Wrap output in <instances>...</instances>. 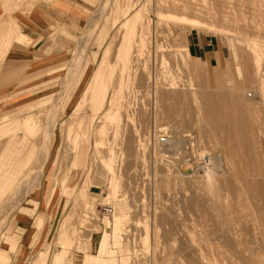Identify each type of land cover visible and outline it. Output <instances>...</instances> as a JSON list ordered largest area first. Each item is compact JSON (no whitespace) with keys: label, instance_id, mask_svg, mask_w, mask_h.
I'll list each match as a JSON object with an SVG mask.
<instances>
[{"label":"rangeland","instance_id":"rangeland-1","mask_svg":"<svg viewBox=\"0 0 264 264\" xmlns=\"http://www.w3.org/2000/svg\"><path fill=\"white\" fill-rule=\"evenodd\" d=\"M171 1L68 0L65 2L83 12L80 26L52 22L36 41L25 26L27 16L42 4L50 11L56 0H0V150L5 151L0 152V256L7 257L0 264H52L64 250L69 262L82 264L87 252L96 254L105 231L113 234L114 219L122 214L126 223L121 244L116 247L109 236L117 264H244L249 256L254 264H264V229L248 214L250 205L246 203L247 218L244 212L235 213L243 210L237 204L242 201H237L240 208H233L229 217L219 205L226 204L228 195L221 182L256 164L257 150L264 153V79L252 83L243 74L248 67L247 40L264 44V32L252 30L256 22L258 27L264 24V0H256L258 4L250 0L253 6L249 0H227L229 8L232 6L226 10L227 19L208 20L206 29L188 32L186 20L173 18ZM259 3L263 10L257 11L258 17L253 9H260ZM138 11L152 24L144 47L133 46L141 51L140 67L133 72L122 69L118 55L126 38L136 40L135 29L123 25ZM239 17L242 22L237 21ZM224 21L233 22L236 28ZM219 27L230 28L229 33H222ZM17 31L31 40L17 38ZM197 34L218 39L221 59L206 63L187 52V39ZM16 45L32 51L31 59L7 62ZM101 66L100 87L95 90ZM111 73L120 75L124 95L131 92L126 87L130 82L134 92L129 93L134 96L131 108L114 118ZM141 75L150 80L141 81L140 86L134 82ZM216 82L228 91L234 86L237 95L258 114V124L263 125L260 130V124L254 125L255 136L248 133L244 138L235 133L236 143L234 139L227 143V134L199 113L202 99L216 89ZM177 94L181 95L179 101ZM27 119H32L35 128L31 130V126L25 133L22 126ZM100 129L105 131L103 135ZM154 129L167 134L166 145L160 132L153 134ZM100 138L103 144H98ZM174 144L180 146L176 149ZM209 154L217 165L214 179L207 177L212 169L208 172L200 167L206 166ZM184 156L191 162L197 160V167L183 170ZM116 181L117 192L112 195ZM204 182L206 186L210 183L213 192ZM27 208L30 211L25 214ZM238 215L244 219H237ZM250 217L258 223L251 221L252 225ZM253 226L263 232L259 229L256 234ZM8 248L14 252H6Z\"/></svg>","mask_w":264,"mask_h":264},{"label":"bare ground","instance_id":"bare-ground-1","mask_svg":"<svg viewBox=\"0 0 264 264\" xmlns=\"http://www.w3.org/2000/svg\"><path fill=\"white\" fill-rule=\"evenodd\" d=\"M179 1V0H178ZM230 1V0H229ZM248 1V0H247ZM256 1V0H255ZM249 2V4H250V0L248 1ZM258 1H256V3H257ZM182 3V4H181ZM181 3H177V1L175 0H172L171 1V4H172V6H173V10L171 11L172 12V14H176V15H173V18H177L178 16H181V19H183V20H186L187 21V23H188V27L186 26V31L188 32L190 29H199V30H201V29H206L205 27L209 24L208 23V20H210V21H213V20H217V19H223V20H225V19H227V17H228V14H227V12H226V10L229 8V2L227 1V0H190V1H188V2H181ZM231 3V2H230ZM233 3V2H232ZM231 3V4H232ZM241 3H243L242 5H244L245 3L244 2H241ZM241 3H240V5H241ZM254 3V2H253ZM258 4V3H257ZM260 4H262V3H259V5H258V8H260V9H253L254 11H255V13H257V11L259 10H263V9H261V7H260ZM234 5V4H233ZM252 5V3L250 4V6ZM255 5V4H254ZM253 6V5H252ZM257 5H255V7H256ZM232 7V6H231ZM230 7V8H231ZM235 7H237V6H235ZM234 7V8H235ZM240 7V6H239ZM236 8V9H238V11H240V8ZM245 7V6H244ZM229 8V9H230ZM253 8V7H252ZM257 8V7H256ZM176 9V11L177 10H181V13H178V12H175L174 10ZM228 9V10H229ZM244 9V8H243ZM227 10V11H228ZM233 12H234V10H232ZM238 11H237V13H238ZM249 11V10H248ZM259 11H258V13H259ZM236 12V11H235ZM243 12V11H242ZM236 13V14H237ZM254 13V12H253ZM254 13V14H255ZM257 13V16L259 17V15L260 14H258ZM264 13V12H263ZM262 13V14H263ZM253 14V15H254ZM244 15H245V13H244ZM243 15V16H244ZM230 16H233L232 14H230ZM235 16V15H234ZM233 16V17H234ZM237 16V15H236ZM239 16H240V14H239ZM255 16V15H254ZM254 16H252V17H254ZM257 16H255V17H257ZM261 16V15H260ZM125 17V16H124ZM232 17V18H233ZM255 17H254V19H255ZM6 18V17H5ZM149 17H146L143 13H141L140 11H138V12H136L134 15H132V17H131V19H129V21H127L124 25H123V27L124 26H126V25H130L132 28H133V31H134V29H135V31H136V35L135 36H137L136 37V40H134L133 38L131 39V38H126L125 40H124V42H123V50H121L120 51V54L118 55L119 56V60H120V63H121V67H122V69L123 70H128V69H138L139 67H140V63L138 62V60H140L139 59V57H140V54H139V49H134L133 50V46H134V44L136 45V46H143L144 44H145V35H147V34H150V29H151V19L149 20L148 19ZM230 18V17H229ZM228 18V20H230ZM237 18H238V16H237ZM262 18V17H261ZM8 19V18H7ZM233 19H235V18H233ZM243 19H245V18H243ZM253 19V18H252ZM264 19V18H263ZM3 20V19H2ZM9 20V19H8ZM240 21V22H242V17H241V20H240V17H239V19H237V21ZM261 20V19H260ZM232 21V20H231ZM231 21H228L229 23L231 22ZM236 21V22H237ZM245 22L246 21H248V20H244ZM7 22V21H6ZM227 22V21H226ZM226 22L224 21V23L226 24ZM227 22V23H228ZM254 22H255V20H254ZM222 23H223V21H222ZM232 24H228L229 26L231 25V27H232V25L234 26L235 24H233V22H231ZM262 23V22H261ZM5 24V23H4ZM176 24V23H175ZM213 25H214V23H212ZM241 24V23H240ZM239 24V25H240ZM245 24V23H244ZM256 24H258L257 22H256ZM255 24V25H256ZM216 25V24H215ZM214 25V26H215ZM248 25V24H247ZM250 25H252V24H250ZM254 24H253V26H252V30L254 31V32H256V33H261V32H264V24L262 25V27H258V26H255ZM208 26H210V24L208 25ZM214 26H212L213 28H214ZM217 26V25H216ZM215 26V27H216ZM237 26H238V23H237ZM242 26H244V25H242L241 24V27ZM246 26V25H245ZM244 26V27H245ZM221 27H223V26H221ZM235 27V26H234ZM247 27V26H246ZM131 28V29H132ZM229 28V27H228ZM236 28V27H235ZM203 29V30H204ZM209 29V28H208ZM218 29H220V27L218 28ZM234 29V28H233ZM248 29V28H247ZM127 30V29H126ZM229 30H230V28L227 30V29H220V31L222 32V33H229ZM131 31V30H130ZM185 31V32H186ZM202 31V30H201ZM213 31H215V30H213ZM232 31V30H231ZM17 32H19V31H17ZM138 32V33H137ZM240 32V31H239ZM231 33V32H230ZM235 33V32H234ZM262 34V33H261ZM249 35V34H248ZM135 36H133V37H135ZM152 36V35H151ZM20 37H22V38H24V39H26V40H30V38H28L26 35H24V34H21V33H19L18 34V36H17V38H20ZM130 37H132L131 35H130ZM250 37V36H249ZM261 38V37H260ZM21 39V38H20ZM186 40V39H185ZM244 40V39H243ZM246 41V40H245ZM248 41V46L246 47V50H245V57L247 58V65H246V67H247V69L245 70V72L243 73L244 74V76H245V78L247 79V81L249 82V80L252 82V81H255V82H261V79H264L263 78V72H264V44H262L260 41H257V40H254V39H250V40H247ZM264 41V40H263ZM17 42V41H16ZM185 42V41H184ZM137 43H139V45L137 44ZM147 43V42H146ZM236 43V42H235ZM240 46V45H239ZM144 47V46H143ZM142 47V48H143ZM242 47H244V46H242ZM141 49V48H140ZM141 52V51H140ZM245 58V59H246ZM241 59H243V58H241ZM76 60V59H75ZM246 62V61H245ZM164 64V63H163ZM116 66V65H115ZM103 67L104 66H101V68L99 69V72H98V74H97V84L95 85V90H97L98 89V87H100V84H99V79H100V76H101V72H102V69H103ZM119 68V67H118ZM238 68V67H237ZM236 68V69H237ZM120 70V69H119ZM121 71V70H120ZM129 71V70H128ZM136 71V70H135ZM138 71V70H137ZM133 72H134V70H133ZM121 73V72H120ZM242 74V75H243ZM129 75V74H128ZM140 75V74H139ZM152 75V74H151ZM119 76L120 75H118V77H117V75L115 76L114 75V73H111V75H110V81L112 80L113 81V83L112 82H110V83H112V85H113V87H112V89H113V96H112V100H111V103H112V105L111 106H115V108H116V111H117V113L115 114V115H113V117H111V118H114L117 114L118 115H121V111H128L130 108H131V106L133 105V103H132V101H131V98L133 97L134 98V96L133 95H131V94H129V93H134L133 92V89H130V87L132 86H130V84L132 83V82H130V84L128 83V86H126V87H129V90H131V92H129L127 95H124V93H123V87H122V84L121 83H118L119 82ZM136 76V75H135ZM146 76V75H145ZM130 77V76H129ZM128 77V78H129ZM130 79H131V77H130ZM129 79V80H130ZM132 80H134V78L132 79ZM144 80H146V81H149L150 80V77L149 76H147V78H145L143 75H141V78L139 79V80H137V82H134L135 84H137V85H140L141 86V84H142V82L141 81H144ZM234 82V81H233ZM254 82V83H255ZM109 83V84H110ZM124 83V82H123ZM133 83V84H134ZM217 83V82H216ZM227 84H228V82H226ZM253 83V82H252ZM218 84V83H217ZM226 84V85H227ZM259 84V83H258ZM174 85V84H173ZM230 85V87H232V85L231 84H229ZM253 85V84H252ZM261 85V84H260ZM176 86V85H175ZM174 86V87H175ZM177 86H178V84H177ZM187 86V85H186ZM238 86H240V85H238ZM90 87H91V85H90ZM107 87H108V85H107ZM136 87H138V86H136L135 85V88ZM173 87V86H172ZM254 87V86H253ZM108 88H111V86L110 87H108ZM133 88V87H132ZM228 88V87H227ZM240 88V87H239ZM126 89L127 88H125V90L124 91H126ZM172 89V88H171ZM204 89V88H203ZM226 88H224V89H222L221 88V86H220V83L218 84V85H216V89L215 90H213L212 91V93H210V94H208V95H206L205 97H204V93H203V97H204V99H202V103H201V107L199 106V108H200V110H199V113H202L203 114V116H204V118L210 123V125H213V127L215 128V129H217V130H219V132H223V134H227V135H225L226 137H227V139L226 140H228L227 141V143H230V141L232 142V139H234V141H235V143H236V140H235V138L237 137V136H235V138H233V135H244V138H245V136H247L248 135V133H250V134H252V136H253V134H254V136H255V134L256 133H254V131H256L255 130V124L257 123L258 124V120H259V118H258V114L256 113V115H255V113H253L252 111L253 110H251L250 108H249V106H247V102H245V101H243L240 97H239V95H241V94H239V95H237V92L235 91V87L233 86L229 91L228 90H225ZM238 88L236 87V90H237ZM109 90V89H108ZM128 90V91H129ZM198 90V89H197ZM135 91V90H134ZM199 91V90H198ZM202 91V90H201ZM208 91V90H207ZM239 91V90H238ZM173 92V91H172ZM188 92V91H187ZM204 92H205V90H204ZM208 92H210V90L208 91ZM262 92L264 93V90H262ZM239 93V92H238ZM136 94V93H135ZM134 94V95H135ZM156 94H158V93H156ZM160 94V93H159ZM166 94V93H165ZM200 94H202V93H200ZM191 95V94H190ZM137 96V95H136ZM157 96V95H156ZM164 95H163V92H162V94H160V97H163ZM184 96V95H183ZM202 96V95H201ZM179 97L181 98V95H179V94H177V96H176V99H178V101H179ZM195 97V96H194ZM132 98V99H133ZM159 98V97H158ZM263 99H264V97H263ZM245 100V99H244ZM261 100V99H260ZM259 100V101H260ZM197 103V102H196ZM249 104V103H248ZM251 104V103H250ZM249 104V105H250ZM251 107H252V105H251ZM124 109V110H123ZM253 109V108H252ZM197 110V109H196ZM205 110V111H204ZM198 111H196V113H197ZM255 112V111H254ZM124 113V112H123ZM198 115V114H197ZM200 115V114H199ZM198 115V116H199ZM127 116V115H126ZM129 116V115H128ZM201 116V115H200ZM200 116H199V118H200ZM32 120V119H31ZM31 120H29V119H27V120H25L24 122H23V126H22V128L24 129V132L26 133V130L27 129H29V131H30V128H31V126H34V125H32V121ZM256 120V121H255ZM34 121V120H33ZM199 121V120H198ZM261 121V120H260ZM200 122H202V121H200ZM206 122V121H205ZM262 122H264V121H262ZM262 122H261V124H260V122H259V129L258 130H260V127H261V125H263L262 124ZM34 124V123H33ZM209 125V126H210ZM208 126V125H207ZM211 128H212V126H210ZM258 127V126H257ZM35 128V126L33 127V128H31V130L32 129H34ZM263 129V128H262ZM257 130V133L259 132V134L263 131H258ZM23 131V130H22ZM28 132V131H27ZM31 133V132H30ZM99 133L100 134H102L103 135V133H105V131L102 129H100L99 130ZM164 134H165V136L167 135L165 132H163ZM236 133V134H235ZM153 134H156V133H153ZM222 134V135H223ZM263 134V133H262ZM262 134H260V135H262ZM186 136V135H185ZM187 136L189 137L190 135L189 134H187ZM225 136L223 135L222 136V139H223V137H224V139H225ZM250 137V138H252L253 139V137ZM248 137V138H249ZM258 137H261V136H259L258 135ZM239 138V137H238ZM242 139H243V137H242ZM255 139V138H254ZM154 140H156V135H154ZM240 140V139H239ZM238 140V141H239ZM244 140H246V142H247V138L246 139H244ZM257 140V139H256ZM255 140V141H256ZM233 141V142H234ZM251 141H253V140H251ZM250 141V142H251ZM255 141H253V143H255ZM181 142V141H180ZM184 142V141H183ZM182 142V143H183ZM191 142V141H190ZM248 142H249V140H248ZM247 142V143H248ZM104 143V140L103 139H101L100 138V140H99V142H98V144H103ZM226 143V142H225ZM243 143V142H242ZM245 143V142H244ZM247 143H245V144H247ZM4 144V143H3ZM97 144V143H96ZM250 144H252V142L250 143ZM249 144V145H250ZM2 145V144H1ZM0 145V146H1ZM5 145V144H4ZM175 145V144H174ZM228 145V144H227ZM230 145V144H229ZM180 145H178L177 144V146L175 145L174 147H176V149H177V147H179ZM231 146H232V144H231ZM251 146V145H250ZM250 146H248V147H250ZM253 146H254V144H253ZM256 146V145H255ZM6 147V146H5ZM172 147V146H171ZM234 147V146H233ZM242 147V146H241ZM261 147V146H260ZM1 148V147H0ZM246 148V147H245ZM97 149V148H96ZM251 149L253 150V147L251 146ZM6 150V149H5ZM233 150V148L231 149V151ZM249 150V149H248ZM260 150L261 149H259V150H257L256 151V154H255V152H254V154H255V161H256V164H255V162L254 163H252V164H254V165H252L251 164V168L249 167H247L248 169H246V170H242L241 172L239 171V172H237L236 170V173L237 174H234V176L232 175V173H231V175L233 176H231L230 175V178H225L222 182H221V187L222 188H224L225 190H227L228 192L226 193V194H228L227 195V201L225 202L226 204L224 205V204H221V203H219V205L221 206V208H222V210L221 211H223V213L227 216L228 215V217L230 216V213L232 212L231 210H236L237 208H240L241 207V209L243 208V210H240V212H236L235 211V213L236 214H240L241 212V214H244V216H246V214H247V212H248V210H249V215L251 216L252 215V218H255L259 223H260V226L259 227H261L262 229H264V153H263V155L261 154V152H260ZM2 150H0V152H1ZM4 151V150H3ZM2 151V152H3ZM230 151V150H229ZM5 152V151H4ZM233 152H234V150H233ZM235 153V152H234ZM201 154V153H200ZM205 154V153H204ZM3 155V154H2ZM167 155V154H166ZM201 156V155H200ZM203 156V155H202ZM208 156V159L207 160H205L204 161V165H206L205 167H203V165H199L200 167H201V169H203L204 170V168L206 169V170H210V169H212V170H214V171H212V170H210V172H209V170H208V172H206V173H208L207 174V177H208V175H211L212 177H209V178H215V174H217V172L215 173V169H216V166H215V159H214V156H211L210 154L209 155H207ZM185 157V156H184ZM252 157V156H251ZM186 159H185V161H184V163H186V165H183V170H186V169H190V168H193V167H195L196 165H197V160H196V162L195 161H193V162H191V160H189L187 157H185ZM241 158V157H240ZM193 159H195V158H193ZM248 161H249V158L247 159ZM253 160V158L251 159V161ZM217 161V160H216ZM247 161V162H248ZM77 163V162H76ZM199 163V162H198ZM106 164H107V166H108V170H109V172L110 173H112L113 175H115L114 173H115V169L111 166V163H108V162H106ZM217 164V163H216ZM233 164V163H232ZM245 164V163H244ZM249 164V163H248ZM46 165V164H45ZM227 165V164H226ZM243 166V165H242ZM72 167L74 168V169H76V164L74 163L73 165H72ZM197 167V166H196ZM215 167V168H214ZM197 169V171H198V169H200L199 167L198 168H196ZM213 172L215 173L214 175H213ZM212 173V174H211ZM234 173V172H233ZM191 175V174H190ZM190 175H188L187 177H189ZM229 175V174H228ZM191 176H194V174H192ZM190 176V177H191ZM214 176V177H213ZM114 177V176H113ZM217 177V176H216ZM229 177V176H228ZM232 177V178H231ZM223 178H224V176H223ZM114 180V179H113ZM216 180V179H215ZM113 182V181H112ZM115 182V181H114ZM208 182V181H207ZM207 182H204L205 183V185H204V187H206V188H208V189H212V187H211V185H210V183H209V185L208 186H206V183ZM215 182V181H214ZM213 183V182H212ZM211 183V184H212ZM200 185H202V184H200ZM63 186H65L64 184H63ZM220 186V185H219ZM111 188V187H110ZM117 188H118V186H117V181H116V183L114 184V186H113V189H111L110 190V192L112 193V195L114 194V193H116L117 192ZM217 188H218V186H217ZM220 188V187H219ZM222 188H221V190H222ZM201 189H203V191H204V188L203 187H201ZM213 189H215L214 188V186H213ZM223 189V190H224ZM64 190V189H63ZM209 190V191H210ZM2 191H3V189H0V201H1V199H2V197L3 196H1L2 195ZM65 191H66V189H65ZM205 191H206V189H205ZM212 191V190H211ZM215 191H217V189L216 190H214V192ZM218 191H220L219 189H218ZM109 192V193H110ZM213 192V191H212ZM210 193V192H208V193H210V194H214V193ZM207 193V194H208ZM215 194H218V192L217 193H215ZM110 194H108V196H109ZM111 196V195H110ZM214 195H212L211 197H213ZM216 196V195H215ZM215 196L213 197V198H215ZM221 196V195H220ZM207 197V196H206ZM210 197V196H209ZM219 197V196H218ZM224 197V196H223ZM216 198H217V196H216ZM215 198V199H216ZM221 198H222V196H221ZM220 198V200H222L223 201V199H221ZM225 199V198H224ZM217 200V199H216ZM219 200V199H218ZM219 200V201H220ZM237 201H244L243 203H248L249 205H250V208H248L247 209V212H246V208L248 207V204H246L247 206H245V204H243L242 202H240V203H237ZM86 203V202H85ZM235 203V204H234ZM238 204V206H240V207H237L236 205ZM242 203V204H241ZM240 204V205H239ZM244 205V206H243ZM235 206H236V208H235ZM89 207V206H88ZM246 207V208H245ZM234 208V209H233ZM245 208V209H244ZM238 210V209H237ZM245 210V211H244ZM251 211V212H250ZM244 212V213H243ZM233 213V212H232ZM234 213V214H235ZM89 214V213H88ZM233 214V215H234ZM192 215V214H191ZM236 216V215H235ZM239 216H241L242 217V215H238L237 217V219H239V220H241V218H239ZM243 216V217H244ZM242 217V218H243ZM249 217V216H248ZM192 218V217H191ZM233 218H234V216H233ZM232 218V219H233ZM245 218H247V216L245 217ZM251 218V217H250ZM251 218V219H252ZM229 219V218H228ZM232 219L230 218V220L232 221ZM236 219V218H235ZM235 219H233L234 221H235ZM236 219V220H237ZM244 219V218H243ZM242 219V220H243ZM239 220H237L238 221V223L240 222ZM254 219H252V220H250V223H251V221H252V223L254 222L255 224H256V222L257 221H253ZM229 221V220H228ZM243 221H246V220H243ZM108 223H109V225H111L112 223L110 222V220H108L107 221ZM246 222H249V220L247 219V221ZM257 222V223H258ZM125 223H126V219H125V217H124V215L122 214V216L120 215L119 217H116V219H114V223H113V234H111V235H109V233L107 232V231H105L104 232V234H103V236H102V239H101V241L99 242V246H98V249H97V252H96V254H90V253H86V255H85V257H84V259H83V263L82 264H117V259H115V251H114V248H115V246L116 247H118L119 246V244H121V238H123L121 235L124 233L123 232V226H125ZM229 224H230V222H228ZM232 223H234V222H232ZM235 223H236V221H235ZM238 223H236L237 225H238ZM245 223V222H244ZM251 223V224H252ZM234 225V224H233ZM233 225H230L231 227L233 226ZM236 225V226H237ZM239 225H240V223H239ZM252 225H254V224H252ZM252 225H251V227H250V230H251V228H252ZM227 226V225H226ZM225 226V227H226ZM229 226V225H228ZM227 226V228H230V227H228ZM241 226H242V224H241ZM246 226H249L248 224L246 225ZM257 226V225H256ZM109 227V226H108ZM234 227V226H233ZM254 227V229L256 230V227L255 226H253ZM240 228V227H239ZM246 228H248V227H246ZM261 228H258V230H256V234H257V232L259 231V229H261ZM262 229H261V231H262ZM235 230H236V228H235ZM240 230V229H239ZM242 230V229H241ZM244 230L246 231L247 229H245V227H244ZM253 230V229H252ZM255 230H253V231H255ZM124 231H126V230H124ZM248 231V230H247ZM264 231V230H263ZM262 231V232H263ZM236 233V232H235ZM240 233V232H239ZM243 233H245V232H243ZM253 234H254V232H252ZM260 233V235H261V232H259ZM128 234V233H127ZM264 234V233H263ZM228 235V234H227ZM109 236H111L112 237V241L114 242V244H115V246H113V247H110V245H109V243H112L111 241L109 242V240H110V237ZM235 236V235H234ZM262 236V235H261ZM264 238V237H263ZM118 245V246H117ZM205 245V244H204ZM264 245V244H263ZM196 246V245H195ZM201 246V245H200ZM241 246V245H240ZM262 246V245H261ZM91 247V246H90ZM213 247H215V246H213ZM86 248V247H85ZM157 248V247H156ZM222 248V247H221ZM263 248V247H262ZM91 249V248H90ZM248 249V248H247ZM250 249V248H249ZM157 250V249H156ZM253 250V249H252ZM256 250V249H255ZM254 251V250H253ZM68 252V251H67ZM67 252H66V250H64L62 253H60L59 255H57L55 258H54V260H53V262H52V264H73L72 263V259H71V262H69L68 260L69 259H66L67 258ZM220 252V251H219ZM250 252V251H249ZM215 253V252H214ZM41 255V254H40ZM250 258H245L243 261H244V264H254V261L252 260L253 258H251L252 256H249ZM254 257V256H253ZM261 259H262V257H261ZM259 260V259H258ZM234 261V260H233ZM236 262V261H235ZM256 262V261H255ZM43 263V262H42ZM232 264V263H231Z\"/></svg>","mask_w":264,"mask_h":264},{"label":"crops","instance_id":"crops-1","mask_svg":"<svg viewBox=\"0 0 264 264\" xmlns=\"http://www.w3.org/2000/svg\"><path fill=\"white\" fill-rule=\"evenodd\" d=\"M65 1L68 0H56L54 4L50 5V7L52 8L50 11L49 9H45L43 7V4L36 6V8L33 9V11H36V16L33 14V11L28 14V20L25 23V26L27 27L29 33L35 37L36 41H39L41 38H43V35L49 28H51L50 24L52 22L61 24H77L78 26H80L81 22H83V12L79 8H77L75 4L72 5ZM187 47V52L189 54L194 57L200 58L206 63H209V61L213 63L216 62L219 58L221 59L222 51L217 38L203 36L200 34L191 35L189 39H187ZM32 54V51L26 50L23 47L16 45L10 50L7 62L14 63L17 60H30ZM43 57L45 56H42L41 58ZM29 211L30 210H28L27 208L24 212L25 214H27L29 213ZM8 243L9 245L13 244V238ZM6 252L12 253L14 251L8 248ZM6 259L7 257L5 255H1L0 263L5 261Z\"/></svg>","mask_w":264,"mask_h":264},{"label":"built area","instance_id":"built-area-1","mask_svg":"<svg viewBox=\"0 0 264 264\" xmlns=\"http://www.w3.org/2000/svg\"><path fill=\"white\" fill-rule=\"evenodd\" d=\"M160 130H162V129H159V131L156 130V129H154V133L156 132V134H157V133L160 132L162 134L161 136H159L160 137V140L162 139L161 141L163 142V144L165 143L164 145H166L168 142L167 141H164V140H168V137L165 136V134L163 132H161ZM105 211L109 212V209L108 208H105Z\"/></svg>","mask_w":264,"mask_h":264}]
</instances>
